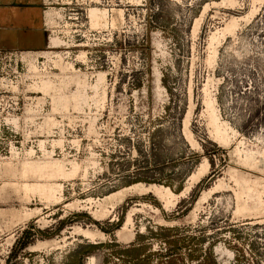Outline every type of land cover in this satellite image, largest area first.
<instances>
[{
    "label": "rangeland",
    "instance_id": "1",
    "mask_svg": "<svg viewBox=\"0 0 264 264\" xmlns=\"http://www.w3.org/2000/svg\"><path fill=\"white\" fill-rule=\"evenodd\" d=\"M42 2L0 48V264H264V0Z\"/></svg>",
    "mask_w": 264,
    "mask_h": 264
},
{
    "label": "crops",
    "instance_id": "2",
    "mask_svg": "<svg viewBox=\"0 0 264 264\" xmlns=\"http://www.w3.org/2000/svg\"><path fill=\"white\" fill-rule=\"evenodd\" d=\"M42 0H0V48L36 49L46 43Z\"/></svg>",
    "mask_w": 264,
    "mask_h": 264
},
{
    "label": "bare ground",
    "instance_id": "3",
    "mask_svg": "<svg viewBox=\"0 0 264 264\" xmlns=\"http://www.w3.org/2000/svg\"><path fill=\"white\" fill-rule=\"evenodd\" d=\"M217 34H218V32H216L215 34H213V36H212V38H211V42H214L215 40H217ZM207 106H208V110H209V116L211 117V119L216 123V127H215V130H216V132L218 133V134H220V135H222V136H226L227 135V133L225 132V131H227V130H222L221 128H220V126H219V124H218V121H219V113H218V111H217V109H216V107H215V99L213 98V96H209L208 98H207ZM226 126V125H225ZM228 126H226V128H227ZM228 131H230V130H228ZM230 133V132H229ZM222 138H224V137H222ZM251 155V154H250ZM247 158V157H246ZM250 161H251V159H250ZM138 186V185H137ZM142 188H146V186L145 185H143L142 184ZM147 189V188H146ZM251 200H253V201H255V202H258V203H260L259 202V197L258 196H256V195H254L253 197H251L250 198ZM257 203V204H258ZM224 252V251H223Z\"/></svg>",
    "mask_w": 264,
    "mask_h": 264
},
{
    "label": "trees",
    "instance_id": "4",
    "mask_svg": "<svg viewBox=\"0 0 264 264\" xmlns=\"http://www.w3.org/2000/svg\"><path fill=\"white\" fill-rule=\"evenodd\" d=\"M181 187H179V189H180Z\"/></svg>",
    "mask_w": 264,
    "mask_h": 264
}]
</instances>
